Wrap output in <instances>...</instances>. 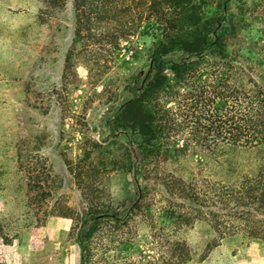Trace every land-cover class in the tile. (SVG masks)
I'll return each instance as SVG.
<instances>
[{
    "label": "trees",
    "instance_id": "obj_1",
    "mask_svg": "<svg viewBox=\"0 0 264 264\" xmlns=\"http://www.w3.org/2000/svg\"><path fill=\"white\" fill-rule=\"evenodd\" d=\"M72 2L76 35L98 28L114 47L134 35L152 39L147 68L109 121L114 135L128 137L127 158L113 167L132 175L133 195L100 191L104 170L90 162V151L73 171L80 181L90 175L78 209L53 198L48 184L39 194L58 206L48 215L72 220L79 264H185L186 232L198 221L211 228L214 245L231 237L264 241V47L243 44L245 27L264 22V1ZM190 155L201 160L187 174L166 170ZM203 166L216 176L201 174ZM151 180L155 188L144 184ZM32 183L28 176L29 190L40 187ZM3 222L0 264H7L1 250L17 236Z\"/></svg>",
    "mask_w": 264,
    "mask_h": 264
},
{
    "label": "rangeland",
    "instance_id": "obj_2",
    "mask_svg": "<svg viewBox=\"0 0 264 264\" xmlns=\"http://www.w3.org/2000/svg\"><path fill=\"white\" fill-rule=\"evenodd\" d=\"M75 16L72 0L64 6L0 0V218L17 236L12 243L29 245L18 264H78L72 220L48 212H58L57 197L74 210L83 204L80 191L90 175L84 172L80 181L73 171L85 152L104 170L100 191L116 198L135 191L132 175L113 167L114 160L127 158L128 137L114 135L109 121L131 96L133 78L147 68L152 39L134 35L114 47L98 28L76 35ZM243 32V44L264 47V22L253 20ZM93 144L98 148L92 150ZM196 160L201 158L190 155L166 170L187 174ZM201 174L216 176L204 166ZM28 176L41 188L29 190ZM47 184L53 198L44 200L39 194ZM144 184L157 186L153 180ZM186 233L185 264H264V241L231 237L214 245L213 231L200 221Z\"/></svg>",
    "mask_w": 264,
    "mask_h": 264
},
{
    "label": "crops",
    "instance_id": "obj_3",
    "mask_svg": "<svg viewBox=\"0 0 264 264\" xmlns=\"http://www.w3.org/2000/svg\"><path fill=\"white\" fill-rule=\"evenodd\" d=\"M118 193V192H116ZM51 223V222H50ZM46 227H50V224H47ZM17 240L14 239L13 242H15ZM76 245V244H75ZM26 247H22V244L20 242H16V243H12L10 245H6L2 248L1 252V259L3 261H5L7 264H18L21 262L22 259L25 258L26 254H29V248H27V246L29 247V245H25ZM77 246V245H76ZM77 253H78V264H79V249L77 246ZM14 257H19V259L17 261H15L14 263H12V258Z\"/></svg>",
    "mask_w": 264,
    "mask_h": 264
}]
</instances>
